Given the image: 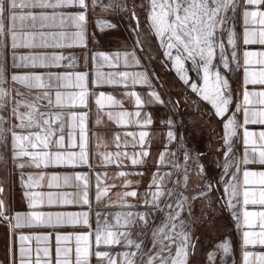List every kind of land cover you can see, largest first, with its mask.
<instances>
[{
	"label": "snow or ice",
	"instance_id": "1",
	"mask_svg": "<svg viewBox=\"0 0 264 264\" xmlns=\"http://www.w3.org/2000/svg\"><path fill=\"white\" fill-rule=\"evenodd\" d=\"M220 220L207 264H264V0H0V264H200Z\"/></svg>",
	"mask_w": 264,
	"mask_h": 264
},
{
	"label": "trees",
	"instance_id": "2",
	"mask_svg": "<svg viewBox=\"0 0 264 264\" xmlns=\"http://www.w3.org/2000/svg\"><path fill=\"white\" fill-rule=\"evenodd\" d=\"M153 55H155V53H153ZM157 70H158V73H159V75H161V76H163L164 75V73L163 72H161L160 70H159V68L157 67ZM174 75V73H171L170 75H169V77H168V79L169 80H171V76H173ZM172 91L173 92H177V91H179V89L177 88V89H172ZM174 98H179V97H174ZM183 119H186V120H188L189 121V123H191V121H192V116H185V117H182ZM205 119V118H204ZM213 127H216V125H215V123L214 124H212V126L210 127V128H206L205 130H204V135H203V140H204V142H207L208 141V138H209V135H210V133L212 132V130L214 129ZM225 224H226V221H224V220H220L219 221V225H220V227H219V231L217 232V230H213L212 232H211V234H215L216 233V238L215 239H212V241H216V239H217V237H219V239L223 236V233H225V232H227V231H229L228 229H227V227H225ZM196 227H199V226H196ZM207 233L205 232V230L203 229V228H200V230L197 232V236L200 238V240L201 239H204V240H209V238L207 237ZM199 240V241H200Z\"/></svg>",
	"mask_w": 264,
	"mask_h": 264
},
{
	"label": "flooded vegetation",
	"instance_id": "3",
	"mask_svg": "<svg viewBox=\"0 0 264 264\" xmlns=\"http://www.w3.org/2000/svg\"><path fill=\"white\" fill-rule=\"evenodd\" d=\"M106 47H114L112 45H106ZM229 231H231L232 229L230 228H227ZM216 233L215 234H211V235H207V237L209 238V240H204V239H201L199 241L200 243V251H201V255L197 257V259L200 261V264H207L206 262V259L204 257V253L208 252V251H211V249H209L213 243H210V241H212V239H215L216 238ZM214 242V241H213Z\"/></svg>",
	"mask_w": 264,
	"mask_h": 264
},
{
	"label": "crops",
	"instance_id": "4",
	"mask_svg": "<svg viewBox=\"0 0 264 264\" xmlns=\"http://www.w3.org/2000/svg\"><path fill=\"white\" fill-rule=\"evenodd\" d=\"M139 88H140V86H137V89H139ZM127 107L131 108L132 105H127ZM12 195H13L16 199H18V198H19V192H18V190L13 189V190H12ZM3 253H4V241H3L2 238H0V258L3 257ZM238 259H239V258H238ZM238 259H237V260H238Z\"/></svg>",
	"mask_w": 264,
	"mask_h": 264
},
{
	"label": "rangeland",
	"instance_id": "5",
	"mask_svg": "<svg viewBox=\"0 0 264 264\" xmlns=\"http://www.w3.org/2000/svg\"><path fill=\"white\" fill-rule=\"evenodd\" d=\"M105 47H106V45H105ZM107 48V47H106ZM158 67V66H157ZM159 68V67H158ZM157 72H158V70H157ZM159 74V73H158ZM205 118V120H207V117H204ZM214 124V123H213ZM214 129L216 128V127H213ZM224 238V236H222L220 239H223ZM213 244H212V246L209 248V249H213ZM239 257L238 256H234L232 259H233V261H235V260H237Z\"/></svg>",
	"mask_w": 264,
	"mask_h": 264
}]
</instances>
